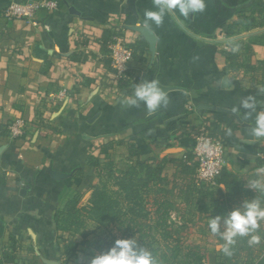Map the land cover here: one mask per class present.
<instances>
[{
  "label": "crops",
  "instance_id": "obj_1",
  "mask_svg": "<svg viewBox=\"0 0 264 264\" xmlns=\"http://www.w3.org/2000/svg\"><path fill=\"white\" fill-rule=\"evenodd\" d=\"M26 1L0 0V262L4 253L20 264L76 263L84 254L91 234L66 255L70 238H81L58 231L54 212L73 197L78 206L88 203L96 183L89 155L112 161L116 171L143 161L152 168V187L163 182L174 198L176 187L188 188L195 176L192 132L204 125L222 140L231 129L215 185L223 179L231 187L235 178L246 188L264 176L257 175L264 140L249 135L254 117L244 119L247 110L239 106L251 95L257 111L264 110V24L240 23L251 0H205L203 13L185 18L169 11L160 26L147 28L154 0H55V9L30 21L3 16L9 3ZM253 18L264 21V8ZM113 35L133 51L123 83L113 82L106 48ZM252 36L257 42L247 43ZM246 45V66H229L226 51L235 48L244 58ZM153 79L169 99L166 107L149 114L143 104L121 105L135 84ZM15 119L24 125L20 137L7 128ZM219 191L220 200L228 198ZM189 210L194 216L186 228L204 229L208 215ZM222 243L205 238L206 264L216 263Z\"/></svg>",
  "mask_w": 264,
  "mask_h": 264
},
{
  "label": "trees",
  "instance_id": "obj_2",
  "mask_svg": "<svg viewBox=\"0 0 264 264\" xmlns=\"http://www.w3.org/2000/svg\"><path fill=\"white\" fill-rule=\"evenodd\" d=\"M263 8L264 1L251 0L248 7L250 15L241 19L242 26L263 25L264 21H253V13L256 10L260 13ZM252 42H257L256 36L248 38L247 43ZM233 45L240 46L242 41L236 40ZM244 52L246 54L241 58L239 53L227 50L225 56L229 66L235 69L244 66L249 59V46H245ZM227 135L222 134L223 142L227 141ZM87 163L95 169L96 177L88 203L78 206L77 197H73L54 212L58 231L81 238V241L70 238L64 248L66 255L74 254L88 235L98 231V234L105 233L107 236L106 249L115 239L135 237L142 247L152 253L157 264H206L205 251L199 245L185 242L181 234L182 229H186L185 222H190L194 216L189 208L211 218L237 205L229 197L238 194L245 199L255 195L251 189L239 187L233 178L231 187L225 180L220 181L226 189L229 188L225 200L218 197V185L199 188L194 186L193 181L186 189L176 187L177 195L173 198V189H165V183L152 187V168L143 161L138 160L123 171H116L112 161L102 163L94 155L88 156ZM180 203L188 208L187 212L181 211ZM178 218L181 223L176 222ZM253 235L261 237L258 244L249 245L250 237L238 238L231 247L230 256L221 249L218 251L215 264H264V227L261 222ZM216 238L220 240L218 236ZM10 261H13L10 256L2 254L0 263Z\"/></svg>",
  "mask_w": 264,
  "mask_h": 264
},
{
  "label": "clouds",
  "instance_id": "obj_3",
  "mask_svg": "<svg viewBox=\"0 0 264 264\" xmlns=\"http://www.w3.org/2000/svg\"><path fill=\"white\" fill-rule=\"evenodd\" d=\"M155 11L145 12V27L160 26L169 11H177L185 18L203 13L206 8L205 0H154ZM236 49L234 48L233 51ZM169 103L168 97L160 87L158 81L145 80L135 84L133 93L124 96L121 105L125 107H139L141 104L151 114ZM241 108L247 110L244 119L254 117V123L249 129V135L254 141L264 140V110L257 111L258 102L253 96L241 99ZM239 110V109H238ZM237 111V109H234ZM231 135V129L227 132ZM264 168L257 169V175L262 176ZM219 187H226L221 184ZM254 191L253 198H245L230 211L211 217L208 227L211 234L218 236L223 243L220 245L225 255H231V247L238 238L250 237L249 245L260 242L259 235H253L264 221V176L261 179L249 181L246 185ZM82 264H157L152 253L142 247L135 237L115 239L110 247L87 259Z\"/></svg>",
  "mask_w": 264,
  "mask_h": 264
},
{
  "label": "built area",
  "instance_id": "obj_4",
  "mask_svg": "<svg viewBox=\"0 0 264 264\" xmlns=\"http://www.w3.org/2000/svg\"><path fill=\"white\" fill-rule=\"evenodd\" d=\"M57 6L55 0H29L26 2H11L3 11L7 20L24 19L30 21L40 10H53ZM110 66L113 73L114 83H123L127 80L129 63L133 58V51L123 39L113 35L106 43ZM65 91H60L57 97ZM7 128L12 137H20L23 134L24 125L21 119L11 121ZM194 140L192 154L196 167V184L213 183L222 171L225 159V144L219 137L213 136L210 131L200 125L192 132ZM264 243V239L262 240ZM2 264H20L17 261L4 262Z\"/></svg>",
  "mask_w": 264,
  "mask_h": 264
},
{
  "label": "rangeland",
  "instance_id": "obj_5",
  "mask_svg": "<svg viewBox=\"0 0 264 264\" xmlns=\"http://www.w3.org/2000/svg\"><path fill=\"white\" fill-rule=\"evenodd\" d=\"M217 177L213 181V183H200L196 185V177H193V183L195 184L196 187L203 188V187H211L215 185ZM190 182L187 184L189 185ZM176 222H181L179 220H176ZM204 229L200 230H195V229H189V228H184L181 231V234L183 236V239L185 242L190 243V244H196L199 245L204 251L206 249V244H205V238L208 237L211 233H209L208 230V225L203 226ZM98 232V231H97ZM92 233L91 237L89 238L88 242H90V246L83 245L81 246L83 250V255L78 257V261L74 263L75 261H70L68 264H82V261L86 262L87 259L91 258L93 255L99 253L103 249H106V243H107V236L105 233L98 234V233ZM213 235V234H211ZM215 236V235H213Z\"/></svg>",
  "mask_w": 264,
  "mask_h": 264
}]
</instances>
